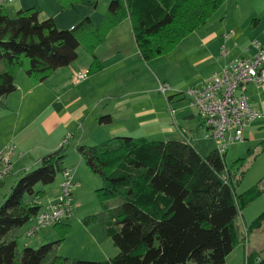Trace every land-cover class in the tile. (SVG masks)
Listing matches in <instances>:
<instances>
[{"label":"trees","instance_id":"1","mask_svg":"<svg viewBox=\"0 0 264 264\" xmlns=\"http://www.w3.org/2000/svg\"><path fill=\"white\" fill-rule=\"evenodd\" d=\"M60 1L67 6L76 2ZM226 1L109 0L99 28L83 17L67 30L58 29L51 18L39 20L34 8L10 17L0 6V98L15 91L18 72L40 84L75 61L79 47L92 58L91 71H98L94 49L125 19L143 62L168 54ZM97 122L108 125L112 117L102 115ZM75 152L101 181L98 199L117 203L109 210L104 205L106 214L85 220L100 225L117 254L99 262L56 255L55 245L70 228L63 220L55 224L56 241L18 251L16 232L46 207L40 202L47 193L44 187L67 170L62 145L19 175L0 203V264H225L264 220L262 212L240 233V212L261 190L254 186L237 194L239 178L226 167L224 154L212 150L201 156L185 137L159 141L119 135L95 145H77ZM38 184L44 187L38 189ZM253 256H246V264H254ZM254 261L264 264L262 259Z\"/></svg>","mask_w":264,"mask_h":264},{"label":"crops","instance_id":"2","mask_svg":"<svg viewBox=\"0 0 264 264\" xmlns=\"http://www.w3.org/2000/svg\"><path fill=\"white\" fill-rule=\"evenodd\" d=\"M75 1L73 5L67 6L60 0H18L12 4L4 5V8L10 17H14L19 10L34 8L38 12L39 20L51 18L56 27L61 30L71 29L83 17H89L94 27L99 28L109 0L97 21H94L93 18L99 6L98 0H87V3L85 0ZM258 1H261V5L264 6V0ZM79 7H89L88 9L92 11L78 13ZM237 11L240 9L236 8L231 12L232 14L226 15L219 23L218 30L207 28L206 31H195L194 39L190 42L187 55L184 57L191 70L197 74L195 79L199 80L200 84V86L194 85L195 87L191 86V88H201L211 74L221 69L225 59L218 57L220 47L224 46L228 49L227 59H231L253 54L255 49L252 43L254 41L264 46V21H262L264 11L257 14L252 13L249 17L237 14ZM123 23H126V26ZM207 23L208 21L205 24ZM227 33L229 35L224 38L223 35ZM125 48H128L130 53L125 51ZM94 55L100 64V69L96 72L91 71L92 58L81 47L80 50L77 49L75 61L66 67L58 68L40 84L32 82L22 71L17 73L15 77L16 89L4 98V102H2L4 107H0V149L10 141L15 148L9 176L13 173L19 176L35 168L33 166H37L45 154L62 146L63 140L67 144V138H73L76 142L75 147L85 143L91 144L96 133H100L99 136H96V140L101 138L108 140L119 135L135 137L134 133L138 134L136 138L148 140L154 136L153 131L150 132V130L154 126L161 125L162 121L158 116H162V113L143 109L145 103L137 99L140 90L131 88L128 83H125L128 78L126 71L130 68L129 60L135 57V63L137 58L142 61L128 19L118 23L106 34L102 44L94 49ZM88 70H90L88 76L82 81H77L78 73ZM244 94L248 97L251 107L262 113L261 121L257 120L264 123V84H249L246 86ZM93 98H96L94 102ZM102 115H110L112 123L98 124L97 119ZM184 119L182 122H178V135L176 134L171 140L185 137L192 145L190 140L195 128L190 124L193 121V116L187 114ZM187 125L189 128L182 129L181 126ZM144 131L149 133L147 138L143 135ZM160 131L170 132L171 129L167 124L166 128L161 126ZM80 140L85 143H80ZM74 147L71 148L72 151H74ZM194 148L196 149V147ZM32 152L35 153L34 157H28V154ZM21 164L22 166H20ZM65 168L72 173L70 167ZM4 180L0 184V189L3 188ZM59 184L60 182L58 188ZM46 192L48 193L47 190ZM47 193L45 200L40 201L42 205L46 204V206L57 201L59 190L58 195L55 193L54 197H49ZM31 224L30 220L16 232L18 245L22 243L24 246H30L26 240L30 237H26L25 232ZM38 231L33 235L38 244L48 240L47 236L44 238L37 234ZM51 239L50 237L49 240ZM247 252L245 244V253L247 254ZM229 255L226 257V262Z\"/></svg>","mask_w":264,"mask_h":264},{"label":"rangeland","instance_id":"3","mask_svg":"<svg viewBox=\"0 0 264 264\" xmlns=\"http://www.w3.org/2000/svg\"><path fill=\"white\" fill-rule=\"evenodd\" d=\"M98 1L99 6L93 18L94 21H97L101 17L108 3V0ZM85 3H87V0H85ZM88 8L79 7L77 12L90 13L92 10ZM236 8L240 9V11H237V14L244 15L245 17H249L252 13L257 14L258 12L264 11V6L258 0H227L212 18L208 20V23L196 32L206 31L207 28L218 30L220 27L219 23L226 15L232 14L231 12ZM262 21H264V18H262ZM123 25L126 26V23H123ZM196 32L185 37L168 54L156 57L147 63L140 61L139 58L136 59L137 61L135 63V57L133 59L131 58L129 60L130 68L126 71L129 79L127 78V82L125 83H128L131 88H138L140 90L137 99L145 103L143 109H146V111L155 110L158 113H162V116H158L161 118L162 123L159 127L154 126L150 130V132L153 131L154 136H151L152 138L149 139L166 141L174 139L173 137L176 134L178 135V122H182V119L188 114L193 116V121L190 124L191 127L197 128L193 130L190 141L200 155L205 156L214 149V144L207 136L206 131L199 125L200 120L194 108L189 106L190 100L186 94L189 87H195L194 85L200 86L198 83L199 80L195 79L197 74L191 70L189 63L184 59L187 55L189 44L193 41ZM125 51L128 52V48H125ZM160 83L167 85L170 89L166 93L160 92ZM166 97H169L168 101ZM95 100L96 98H93V102ZM0 102H4V98H0ZM260 121L256 120L251 124L249 123V125L247 124L248 126L246 125L243 131L244 139L241 142L230 144L224 154L226 167L233 170L237 178H239L238 183L235 185V192L237 194H243L254 186H257L261 190V193L244 206L240 212V220L238 223L241 234H244V229L249 227L264 212V123ZM167 124L170 126L171 131L161 132V126L166 128ZM181 127L182 129H186L189 128V125ZM145 131L143 135L147 138L149 133ZM99 134L96 133L93 136L92 143L97 144L105 140V138L96 140V136H99ZM134 135L135 137L138 136L137 133H134ZM66 141L67 144L65 140H63L62 144L66 148L64 166L72 169V174H74L73 179L77 182V186L72 192L73 213L63 220L64 223L70 226L69 232L61 244L55 245L54 252L56 255L68 259L94 262L104 261L114 257L117 254V249L113 246L111 239L104 234V231L97 222L85 223V220L94 215L101 214L103 211V214H106L107 210H103V206H107L109 210L116 206L117 203L114 199L106 201H100L98 199L96 190L101 187L100 179L90 173L84 162L81 161L75 152L74 144L76 142H74L73 138H67ZM80 143L85 142L80 140ZM92 143L80 145H93ZM72 147H74V151H72ZM34 155L35 153L32 152L28 154V157H34ZM37 166L33 167L36 168ZM17 177L13 173L4 180L3 188L0 189V203L5 199V195ZM59 182L60 174L57 175L52 184L45 187L38 184L36 188L40 189L44 187L48 191L47 195L54 197L55 193L58 195ZM45 198L42 200L44 201ZM56 227V225L49 226L38 231L37 234L42 235L44 238L46 236L48 237V240L43 241L41 244H38L34 236H31L29 239H23L27 240V243L30 245L29 247L36 249L40 245L57 240ZM50 237L52 238L51 240H49ZM245 244L248 249L247 254L245 253ZM22 245V243L18 245L17 249L19 252L24 246ZM238 246L236 247L237 249L232 250L233 252H231L225 264H246V256L251 253L254 255V264H257L254 261L255 259L258 260L260 258L264 260V220L262 221L261 227L252 230L248 235L247 241L245 243L240 242Z\"/></svg>","mask_w":264,"mask_h":264},{"label":"built area","instance_id":"4","mask_svg":"<svg viewBox=\"0 0 264 264\" xmlns=\"http://www.w3.org/2000/svg\"><path fill=\"white\" fill-rule=\"evenodd\" d=\"M18 0H0V6L12 4ZM229 33L223 35L227 37ZM254 53L247 57L231 58L228 49L220 47L218 57L225 59L221 69L210 75L201 88H190L186 94L190 100L207 136L213 141L217 154H225L227 147L241 142L246 124L260 119L262 113L253 109L244 94L249 84H264V46L254 41ZM88 71L78 73L77 81H82ZM168 86L159 84V91L165 93ZM15 148L10 141L0 149V184L9 176ZM69 169L63 171L59 184L57 201L43 207L26 230L25 236L61 222L73 213L72 192L76 188Z\"/></svg>","mask_w":264,"mask_h":264}]
</instances>
